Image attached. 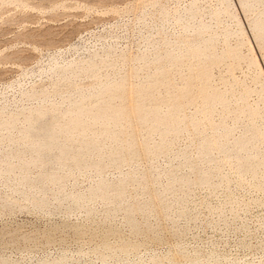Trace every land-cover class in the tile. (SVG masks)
I'll use <instances>...</instances> for the list:
<instances>
[{
	"label": "rangeland",
	"instance_id": "rangeland-1",
	"mask_svg": "<svg viewBox=\"0 0 264 264\" xmlns=\"http://www.w3.org/2000/svg\"><path fill=\"white\" fill-rule=\"evenodd\" d=\"M264 0H0V264H264Z\"/></svg>",
	"mask_w": 264,
	"mask_h": 264
},
{
	"label": "bare ground",
	"instance_id": "bare-ground-1",
	"mask_svg": "<svg viewBox=\"0 0 264 264\" xmlns=\"http://www.w3.org/2000/svg\"><path fill=\"white\" fill-rule=\"evenodd\" d=\"M263 29H264V27H263Z\"/></svg>",
	"mask_w": 264,
	"mask_h": 264
}]
</instances>
